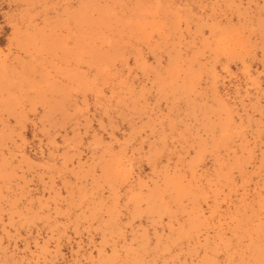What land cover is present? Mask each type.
<instances>
[{"label":"rangeland","instance_id":"rangeland-1","mask_svg":"<svg viewBox=\"0 0 264 264\" xmlns=\"http://www.w3.org/2000/svg\"><path fill=\"white\" fill-rule=\"evenodd\" d=\"M0 264H264V0H0Z\"/></svg>","mask_w":264,"mask_h":264}]
</instances>
